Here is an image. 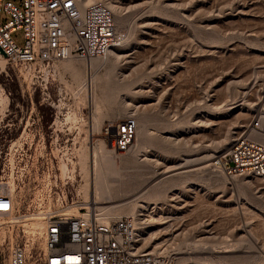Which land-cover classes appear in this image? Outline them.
Masks as SVG:
<instances>
[{
	"label": "rangeland",
	"instance_id": "374dc122",
	"mask_svg": "<svg viewBox=\"0 0 264 264\" xmlns=\"http://www.w3.org/2000/svg\"><path fill=\"white\" fill-rule=\"evenodd\" d=\"M99 1L119 45L94 89L80 85L84 61L33 69L0 59V194L15 206L13 219L0 216V241L44 251V216H79L95 168L113 202L91 206L122 204L112 216L138 224L139 250L174 264H206L185 258L195 249L226 251L225 264H264V177L211 167L264 94V0ZM11 37L22 46L21 31ZM130 115L135 137L118 155L106 129Z\"/></svg>",
	"mask_w": 264,
	"mask_h": 264
},
{
	"label": "built area",
	"instance_id": "2783aa9c",
	"mask_svg": "<svg viewBox=\"0 0 264 264\" xmlns=\"http://www.w3.org/2000/svg\"><path fill=\"white\" fill-rule=\"evenodd\" d=\"M17 31L22 32V46L11 37ZM118 45L113 15L99 0L82 8L76 0H0V49L8 61L52 68L70 59H104ZM108 130L112 150L126 152L135 137L136 119L127 116ZM211 167L228 178L264 177V94L243 134ZM74 207L79 216L65 210L44 216V251L2 239L0 264H174L138 249L132 217L104 220L88 202ZM14 211L12 197L0 194V216L13 219Z\"/></svg>",
	"mask_w": 264,
	"mask_h": 264
},
{
	"label": "bare ground",
	"instance_id": "6f19581e",
	"mask_svg": "<svg viewBox=\"0 0 264 264\" xmlns=\"http://www.w3.org/2000/svg\"><path fill=\"white\" fill-rule=\"evenodd\" d=\"M92 1H94V0H76L77 4L81 8L84 7L86 4L92 2ZM0 59H1V62H2L1 63V66H2L3 63L6 61V59L3 58L1 55H0ZM115 59H117V51H116V49H111L109 54H108V56L106 58H104V59L94 58V59H91L90 61L85 62V73H84L83 77L81 78L82 80L80 82L81 83L80 85L83 86V87H87L88 90H90V88L94 89L93 83H94V80H95L96 71L102 69L104 71V75L108 76L111 73V71H112L111 63L114 62ZM67 69L73 70V65L71 63H68ZM121 74H124V73H121ZM92 117H93L92 118V122L94 123L95 118H94V116H92ZM228 145H229V142H226L224 140L223 143H221V146H220L219 150L220 151L227 150L228 149L227 148ZM132 147H133V145H132ZM118 155H120V153ZM101 158H102V160H104L109 165L112 164V162H113L112 161V157H111V152L106 150V149L102 151ZM91 172H92V174H91L92 176H91V183H90L91 184V186H90V195L89 196L87 195L86 201L90 205L110 204V203H112L113 202L112 188L109 186V184L104 179V177L101 175V173H96L95 168L94 169L92 168ZM123 192L125 194V191H123ZM194 201H195V199H194ZM121 205H117V206H113V207H103V208H98V209L95 208L96 212H97V217L100 218V219H104V220L112 219L113 217L117 218V216L116 217L112 216V211L114 209H116V208H119ZM179 213L180 212H178V211H173V212L171 211V212H169L166 215V218H168V217L169 218H173V220L172 219L171 220L174 221L175 217ZM161 218L162 217H159V219H161ZM164 220H165V217H164ZM148 221L150 222V220H148ZM160 221H162V220H160ZM174 222H177V221L175 220ZM159 223L160 222H158L157 224H159ZM37 224H39V222H37V221L34 222V223L32 222V225L38 226ZM137 225L138 224H135V226H137ZM40 227H41V222H40ZM154 251L155 250H152V253H154ZM223 252L219 253V254H212V252H206V251H201L199 249H197V250L195 249L191 253L187 254L185 256V258L187 260H190V261L194 262V263L201 261V262H204L206 264H225L223 262L224 259L230 257L231 255L227 254L226 251H223Z\"/></svg>",
	"mask_w": 264,
	"mask_h": 264
},
{
	"label": "water",
	"instance_id": "95a60500",
	"mask_svg": "<svg viewBox=\"0 0 264 264\" xmlns=\"http://www.w3.org/2000/svg\"><path fill=\"white\" fill-rule=\"evenodd\" d=\"M0 55L3 57V58H6L5 54L3 53V51L0 49Z\"/></svg>",
	"mask_w": 264,
	"mask_h": 264
}]
</instances>
